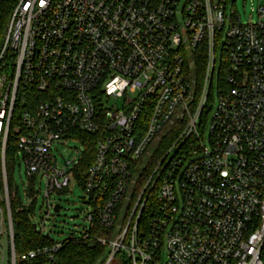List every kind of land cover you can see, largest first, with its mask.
<instances>
[{"label": "built area", "instance_id": "obj_1", "mask_svg": "<svg viewBox=\"0 0 264 264\" xmlns=\"http://www.w3.org/2000/svg\"><path fill=\"white\" fill-rule=\"evenodd\" d=\"M234 3L0 0V264L17 261L9 142L28 177L27 204L38 199L30 182H46L35 228L50 235L53 195L74 182L88 225L71 235L108 230L97 237L105 264H264V2L247 24L227 13ZM202 50L198 91L192 68ZM77 131L97 135L84 169L88 142ZM168 137L137 188V165ZM70 140L84 151L61 163L55 150Z\"/></svg>", "mask_w": 264, "mask_h": 264}, {"label": "trees", "instance_id": "obj_2", "mask_svg": "<svg viewBox=\"0 0 264 264\" xmlns=\"http://www.w3.org/2000/svg\"><path fill=\"white\" fill-rule=\"evenodd\" d=\"M205 51L195 58V63L192 68V75L196 80V87L198 91L203 86V78L206 69V56ZM82 142H88L87 157L81 161L82 169L86 168L93 161L95 144L97 135H88L84 132H76ZM176 132L171 134L175 136ZM171 140L168 137L167 140L161 141V146L157 151L146 161L143 170L139 171L137 179V188H140L145 177L149 175L155 162L159 157L161 148L165 147ZM14 156L13 151L9 147L7 149V174H8V185L11 193V210L12 219L14 224V245L15 253L17 256L16 264H105L108 249L105 245L98 242V236H104L108 233V230L103 227L96 225L90 231V235L87 238L68 236L61 242L62 247L55 250L44 252V249L51 248L55 242L51 235H46L42 231L35 228L33 216L35 214V208L37 199L33 200L31 204H24L19 193V189H15L13 170H14ZM2 171L1 156H0V174ZM35 181H31L29 185V195L32 196L36 191ZM35 257L22 259L21 255L29 251H38ZM51 255V256H50ZM123 264H129L127 259H124Z\"/></svg>", "mask_w": 264, "mask_h": 264}, {"label": "rangeland", "instance_id": "obj_3", "mask_svg": "<svg viewBox=\"0 0 264 264\" xmlns=\"http://www.w3.org/2000/svg\"><path fill=\"white\" fill-rule=\"evenodd\" d=\"M264 0H235L234 5L231 7H227V13L230 11V9H234L239 15H240V21L242 24H247L250 22H256L261 19L259 13L257 12V9L260 4H262ZM264 19V18H262ZM218 50L220 49V42H218ZM217 57H219V52L217 51ZM217 64H219V58L217 59ZM216 78L214 79L213 88H212V98L215 100L216 98ZM120 101L117 100H111L109 102V106L113 104H120ZM212 102H208V105L206 107V111L204 114V119H206L204 124V129H207V126L209 124V116L210 111L209 108L212 106ZM81 151V152H80ZM84 151L83 145L76 141H68L65 145L59 146V150H55V155L57 156L59 162L63 163L67 159H72L76 153H78L77 159H80L82 152ZM143 158L141 162L137 165L136 170L133 173L132 179L137 182V174L143 166L144 163ZM14 170H13V178H14V184L15 189H19V193L21 195V198L23 200L24 204H27L29 202V198L26 196V190L28 189V177L24 171L23 165H18V163L15 162L14 164ZM74 186V187H73ZM46 187V182L41 181L36 183V191L38 193V199L36 203L35 213L37 216L40 215V209L43 203V196H44V190ZM133 189V184H130L128 194L124 197L122 200V203L119 205L117 210V223H121V221L124 218V214L129 211H127L128 207V195L131 193ZM72 190V191H71ZM83 191L82 189L76 185L74 182L71 183L70 190H60L57 191L56 194L53 195V202L60 204L61 209L59 213H53L52 216L47 220L46 231L50 233L51 238L54 241H62L72 233H78L79 227L80 229L88 225L87 221L85 220V214L86 210L88 208V205L84 203L83 200ZM39 218L34 220V223H38ZM164 254V253H163ZM112 264H122L121 262H115L113 261Z\"/></svg>", "mask_w": 264, "mask_h": 264}, {"label": "water", "instance_id": "obj_4", "mask_svg": "<svg viewBox=\"0 0 264 264\" xmlns=\"http://www.w3.org/2000/svg\"><path fill=\"white\" fill-rule=\"evenodd\" d=\"M60 212V204H56L55 206H54V213H59Z\"/></svg>", "mask_w": 264, "mask_h": 264}]
</instances>
